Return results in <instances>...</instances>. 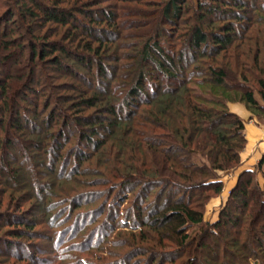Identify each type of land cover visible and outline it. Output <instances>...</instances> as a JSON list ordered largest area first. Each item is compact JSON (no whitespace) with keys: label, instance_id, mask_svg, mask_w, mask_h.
<instances>
[{"label":"trees","instance_id":"1","mask_svg":"<svg viewBox=\"0 0 264 264\" xmlns=\"http://www.w3.org/2000/svg\"><path fill=\"white\" fill-rule=\"evenodd\" d=\"M153 2L0 0V185L14 209L0 211V253H17L13 240L33 230L20 210L44 192L40 177L50 176L51 208L62 202L68 221H86L79 232L91 226L92 215L78 214L102 194L80 191L78 178L96 158L113 169L87 187L112 182L120 204L132 199L123 264H175L191 246L179 264H249L264 254L255 179L264 155L238 174L217 221H203L223 189L218 173L238 170L246 145L227 104L264 120V0Z\"/></svg>","mask_w":264,"mask_h":264},{"label":"rangeland","instance_id":"2","mask_svg":"<svg viewBox=\"0 0 264 264\" xmlns=\"http://www.w3.org/2000/svg\"><path fill=\"white\" fill-rule=\"evenodd\" d=\"M154 1V5L155 3H158V0ZM188 1L190 4H192V2H194L195 0ZM1 10L2 5H0V11ZM167 28L169 27H166V29ZM227 106L229 112L241 119L244 125L257 128L259 130L264 128V120H258L255 116L250 115V113L242 105L227 104ZM235 106H241L242 108L236 107L235 109ZM246 148L247 142L243 151L240 153L241 162L242 158L244 157L243 154L245 155L244 150ZM37 161H39V156L37 158ZM41 161L42 158H40V163H42ZM71 161L75 163V161L77 160L75 157H73L71 158ZM79 168L80 171L85 172V174L79 176L78 178L81 180L80 184H82V181L85 182L83 183L84 185L79 186L78 189L80 191H95L96 193L100 192V194H102L100 197L96 198L97 200L93 202V205L86 206L84 204L85 206L80 209V214H78V216L82 217L92 215L91 219L94 223L91 226L88 225L86 228L79 232L78 230H81L83 225L87 224L85 223L86 221L80 218L78 221V226L77 224H73L72 221L74 220L75 214L72 216V219H69L68 221L65 218L67 205L63 204L62 202H58L55 208L52 207L53 209L49 206V202L55 201L46 196V192L49 191V189H47L46 187L48 186V182L50 181V179H48L50 178V176H48V178L40 177V179L38 177L33 178V181L34 179H39L40 182L46 185L45 187H43L45 188L43 190L44 192L39 194V202L35 201L34 198H31L23 204L20 210L26 211V214L31 215H26V217L30 219L29 221H32L31 224L33 225V230L30 231L31 233L24 238L20 240H13V242L17 244V253H15V251H1L0 264H112L117 260L122 264L126 262L124 261L123 256H125V253L131 250V248L128 244L124 245L125 241L129 238V235L126 233L128 229L122 228V223L123 220L126 219L124 210L127 209V207L131 208L133 206V203L130 204L127 202L129 199V197L127 196V201H125L123 204H120L122 198L118 197V194L115 196V192L112 193V187L108 188L112 185V182H105L109 184H103L102 186L87 187V185H91L90 181L95 178H107L106 175H109L113 169L112 160L108 165L98 167L97 160L96 158H94L91 160V162L80 164ZM95 168L100 169L103 174H100L102 173L99 172L100 170L98 172H95ZM237 172L238 171L236 170L218 173L222 181L223 189L219 196L212 197L206 203L203 216V221L205 223L212 224L217 221L219 212L223 208L229 196L230 190L235 185L233 183L235 178L237 180ZM263 174L264 165L261 167L260 171L256 170L255 179L260 188H263L264 186ZM27 175L28 174L23 171L21 173V178L29 185L30 180ZM64 176H66V174ZM1 180L2 179L0 178V182ZM71 185L73 186V184ZM4 188H6V186L4 187L3 185H0V200L2 201L0 211L6 212V210H9L6 207L9 194L8 192L2 193ZM31 188H33V186H31ZM37 191L38 189L36 190V192ZM129 201L132 202V199L130 198ZM9 211V213L14 212V209L10 208ZM98 211H102V214L100 216L99 214L98 216L96 215ZM92 213L95 214V218H93ZM77 218L78 217L76 216L75 220H77ZM258 222L259 221H256V224ZM260 227H263L264 230V218L260 222ZM93 229L98 230V232L96 233L100 237L97 238V242L94 240L89 243V236H91V231ZM71 230L75 231H73L72 233ZM220 238L222 239V235ZM220 238L219 240H221ZM214 241L215 239L208 238L204 244L209 245L211 247L210 249H212V243ZM195 250L196 247L191 246L188 250L189 252L186 255L184 254L183 257L180 258L181 260H179L177 263L179 264L181 263V261L185 262L187 258H190L194 255L193 253H195ZM257 251L259 250H256L255 252ZM258 255H260L259 259L250 260L249 264H264V254L262 255V252H260L258 253ZM114 256H117V260ZM118 257L120 258L118 259ZM138 259H141L138 261H142V263L146 261V257H138Z\"/></svg>","mask_w":264,"mask_h":264},{"label":"crops","instance_id":"3","mask_svg":"<svg viewBox=\"0 0 264 264\" xmlns=\"http://www.w3.org/2000/svg\"><path fill=\"white\" fill-rule=\"evenodd\" d=\"M236 107L242 108L241 106H235L234 108L236 109ZM244 134L247 142V148L244 150L245 155L243 154L244 157L242 158L241 167L237 170V175L243 170L254 168L264 155V128L259 130L257 128L244 125ZM235 180L233 184H235Z\"/></svg>","mask_w":264,"mask_h":264}]
</instances>
